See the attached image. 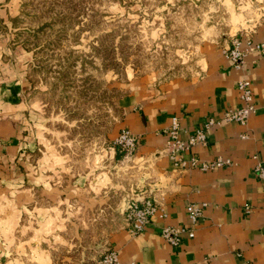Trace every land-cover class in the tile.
<instances>
[{
  "label": "crops",
  "instance_id": "obj_1",
  "mask_svg": "<svg viewBox=\"0 0 264 264\" xmlns=\"http://www.w3.org/2000/svg\"><path fill=\"white\" fill-rule=\"evenodd\" d=\"M257 5L249 7L254 24L231 14L233 28L244 30L242 67L208 45L199 58L201 77L160 81L147 73L127 82V92L119 98L123 116L113 137L122 128L135 134L132 156L102 144L83 146L74 156L71 141L63 146L51 142L41 119L13 102L17 94L2 95L10 113L27 126L33 120L35 129L25 140H0V264H70L67 256L59 263L58 252L74 249L81 234H88L90 242L96 239L95 250L105 248V226L113 220L105 222L102 215L109 209L122 221L110 231L105 249L115 250L120 262L264 264V180L254 174L252 158H264V54L248 50L250 44L264 42V0ZM243 77L250 80L255 108L245 124L224 119L226 110L242 104L237 82ZM173 118L181 139L198 129L206 134L205 144L179 156L220 157L230 163L213 170L175 166L165 152L169 136L164 132ZM209 119L216 122L207 126ZM146 198L155 199L165 216L158 211L142 232L132 235L123 213L131 199ZM190 203L201 206L195 223L186 212ZM164 225L192 229L194 235L181 233L173 246L161 236Z\"/></svg>",
  "mask_w": 264,
  "mask_h": 264
},
{
  "label": "rangeland",
  "instance_id": "obj_2",
  "mask_svg": "<svg viewBox=\"0 0 264 264\" xmlns=\"http://www.w3.org/2000/svg\"><path fill=\"white\" fill-rule=\"evenodd\" d=\"M257 3L0 0V140L32 137L35 129L33 120L27 126L10 113L1 98L7 92L17 94L13 102L32 111L36 121L41 119L51 142L63 146L71 141L74 156L88 144L116 146L113 136L123 116L119 98L127 92V82L147 73L160 81L201 77L203 48L215 46L224 55L244 31L233 28L231 14L254 24L250 9ZM102 216L105 222L113 220L105 226L106 248L110 231L122 220L110 209ZM89 238L81 234L74 249L58 252V262L67 256L70 264H98L107 249L95 250L96 239Z\"/></svg>",
  "mask_w": 264,
  "mask_h": 264
},
{
  "label": "built area",
  "instance_id": "obj_3",
  "mask_svg": "<svg viewBox=\"0 0 264 264\" xmlns=\"http://www.w3.org/2000/svg\"><path fill=\"white\" fill-rule=\"evenodd\" d=\"M248 50L258 51L264 54V42L250 44ZM224 55L231 63L240 68L244 64V58L246 51L240 48V40L237 38L232 41L231 47L224 51ZM237 88L239 90V98L242 104L236 108H230L224 113V119L229 121H235L241 124H245L251 113L254 112L253 104V92L251 88L250 80L246 77L241 78L237 82ZM216 121L213 119L208 120L207 126L214 124ZM178 121L173 118L172 124L169 128L164 129V132L168 134L169 139L166 143L165 152L171 158L175 166L181 168H198L199 170H213L224 165H228L230 160L223 158H215L213 160H200L197 156L193 155L190 158H182L178 155L179 152H184L190 147L196 144L206 143L205 129H198L195 133L190 135L186 139H181L178 136ZM115 145L120 151H123L125 155L132 156L137 148V136L130 132L126 128H122L114 141ZM255 159V165L253 168L254 174L261 180H264V158L259 159L256 154L252 155ZM204 205V203L202 204ZM159 211V216L164 217L165 214L161 210L159 203L153 198H146L141 202L135 199H131L123 213V222L130 234L135 235L142 232L149 221L150 217ZM186 212L189 220L192 223L197 222L201 216V206L190 203L186 206ZM161 236L171 245L176 246L180 242V234L186 232L189 237H193L194 231L192 229H184L182 227H176L171 225H164L161 228ZM98 264H126L120 262L117 252L113 249H107L102 253ZM128 264H138L137 262H130Z\"/></svg>",
  "mask_w": 264,
  "mask_h": 264
}]
</instances>
